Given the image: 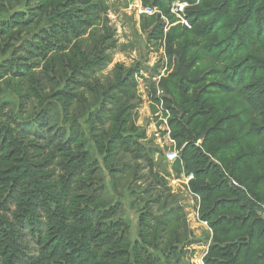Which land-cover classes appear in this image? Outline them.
I'll use <instances>...</instances> for the list:
<instances>
[{
	"label": "rangeland",
	"instance_id": "obj_1",
	"mask_svg": "<svg viewBox=\"0 0 264 264\" xmlns=\"http://www.w3.org/2000/svg\"><path fill=\"white\" fill-rule=\"evenodd\" d=\"M167 1L170 19L160 0H0V166L21 172L27 152L28 163L48 166L66 204L82 152L87 173L96 171L75 181L58 216L42 203L21 211L14 191L4 206L10 191L0 185V264H101L102 254H121L105 253L110 246L128 248L112 264H136L134 247L144 264H232L263 252L247 233L218 234L240 225L264 234V181L255 182L264 174V0L253 9L245 1L243 12L237 0ZM186 149L197 176L222 174L233 189H218L220 176L200 181L202 200L212 196L201 205ZM223 159L241 169L236 179ZM93 197L87 239L77 224L69 241L60 218L79 222Z\"/></svg>",
	"mask_w": 264,
	"mask_h": 264
},
{
	"label": "trees",
	"instance_id": "obj_2",
	"mask_svg": "<svg viewBox=\"0 0 264 264\" xmlns=\"http://www.w3.org/2000/svg\"><path fill=\"white\" fill-rule=\"evenodd\" d=\"M160 1L163 4V6L166 7V10L164 11L165 15H167L166 17H168V19L173 18V16L170 13V5H168V3H167L168 1L167 0H160ZM171 1H173V0H169V2H171ZM176 1H180V0H176ZM181 1H186L188 3L189 2L192 3L191 0H181ZM245 1H247V0H237L235 2L238 4L240 3L239 8L243 9L241 12H243L244 10L247 11L248 9L250 10V8L253 9V5L256 2V0H250L249 5H251V7L246 8L247 2H245ZM249 16L252 17L251 15H249ZM244 19H247V18H244ZM248 22H249V20H248ZM244 34L246 35V38H248V39H250V37H252V35H250L249 33L244 32ZM171 77L172 76H170L169 79H171ZM172 79H173V77H172ZM168 82H169V80H168ZM85 107H86V105H85ZM42 131L43 130L41 128H38L36 130V135H40L42 133ZM207 139H212V140L215 139L212 132L208 133ZM207 139H206V141H207ZM35 148L39 149V147H35ZM222 150H224V149H222ZM37 151H39V150H37ZM0 153H1V151H0ZM40 153H42V152H37L36 155L37 156L41 155ZM28 155L29 154L27 152H23V154H21L20 156L17 157L18 158L17 163H19V168L21 169V172L12 170L11 166H2V167L0 166V185H1V187L8 185L9 191H10L8 193V195L6 196V200L3 203L4 206L6 203L10 204L12 202V200L14 199L15 196L12 195V192L14 191L17 195L19 193L21 194L20 198L23 200V206L22 205L19 206V209L21 208V211L23 208L24 211H28L32 214L33 212H31V211L35 210L36 208L38 209L39 204L42 203V204H47V206L52 207V209L54 208V214L56 216H58L59 211H61V209H63V212H66L65 210L69 209L67 204L69 205L68 200H70V201L72 200L73 196H72L71 190L73 189V185L75 184V181L78 180L82 176L87 175V176L91 177V176L95 175V173H96V171H94L92 173H90V172L87 173V169L85 167L88 163L87 162V152L86 153L82 152V154L77 157V160H79V163L77 164L76 167H78V168L72 169V171H70V173L68 174V179L66 181V186H67L68 190L64 187L65 201L67 202V204H66L65 202L62 201V200H64V198L59 197V196L55 197L52 194V191L55 188V181L49 182V179L52 178L53 174H51L50 172L45 173V170H47L48 166H45V163H43V162L36 164V166L33 163H28L27 158H30V156L28 157ZM199 156H197L196 154H193L192 158H194L195 161H197V163H200L201 158ZM181 157H182L181 162L183 161V163H184L183 169H184L185 173H187V174L189 173L193 176V179L190 182V187H191L192 192L201 198V205H203V201H205L209 197L211 198L212 196L210 194L204 200H202V191L203 190L200 188V181H203V180L208 181L209 179L216 181L217 179H219V176H220L222 179L219 182V185H221V186L218 189L226 190V188H228V187H229V189H233V186L228 185V181L223 177L222 174H217L214 172V173L210 174L208 177L204 176L202 178V177L197 176V172L193 171L191 168V166H192V163L190 161L191 158H189V152L187 149L182 151ZM1 162L2 163L6 162L4 157L0 159V163ZM238 162H240V161H238ZM49 163H50V161L47 162L48 165H49ZM225 163H226V160L225 161H224V159L221 160V165H222L221 168H222L223 173L228 172V174L231 178H235V175L238 177L239 173L241 172V169L240 168L236 169L234 167V165L226 166ZM14 164H12V165H14ZM34 167H36V168L34 169ZM15 169H17V168H15ZM68 169L71 170L70 165H69ZM262 181H264V174H262L261 176H259V178H257L255 180V182H261V183H262ZM84 186H85V184H80L78 186V188L81 189ZM214 190H215V188H211V190L207 189V191H209L211 193H214ZM83 197L84 196H78L77 200H79V201L84 200ZM241 198L243 200L244 195H241ZM87 200H88V198H87ZM95 201H97V198H94V197L91 198L89 201H85V206H83L82 210L75 212V213H77V215H79V218H76V219H78L79 222H75V223L70 224V221L71 222L74 221L76 216L73 218L68 217V219H63L62 217L60 218V220L58 222V227H59L60 231H62V233H65V231H67L66 233L68 234V237H65V238H68L69 241H71V239L69 237V232L71 233L69 226L72 228H75L77 226V224L83 226V229L78 231L79 233L81 231H84V235L80 238H82L83 241H84V239L85 240L87 239V232L90 229V224H91V220L89 219L91 208L89 205H91V203H93ZM246 202L248 203V206L253 207L252 204H249L250 200H248V201L246 200ZM54 204H56V206H54ZM73 206H77V205H73ZM244 209L246 210L247 208L244 207ZM217 211H218V208H214L213 213L216 214ZM207 213H209V212H207ZM207 215L208 214H204V215L202 214L200 217V220L203 222H206L207 224H210V222H209L210 220L208 219ZM33 216L34 215H32V216L30 215V220L33 219ZM35 217H37V216H35ZM83 220H84L85 226H84ZM28 226H30V225H28ZM211 227L214 228L215 225L211 224ZM233 233H247V237L250 240V242H252L254 240L253 243H256L255 245H258V246H261L264 243V234H262L263 232H260L258 236H254L255 232L253 231V229L251 228L249 231H246L244 225H240L235 230L234 229L228 230L227 232L220 231V233L218 235H219V237L223 238V237H228ZM12 241L13 240L11 239L9 241V245L7 246L8 250L12 249V252L9 251V253H10L9 255L11 257H15V258L19 259V257L15 253L20 254V253H23V251L20 247L17 246L18 244H13ZM19 246H20V243H19ZM103 248H105V247H100L99 251L104 252V251H102ZM110 249L111 250H109L105 253H110V254L121 253V254H119L118 256H111V257H107L105 254H102V256H100V260H99V258L97 259L98 263L103 264L102 263L104 261L103 259H105L104 264H112L113 261L116 259V257L118 260H120V262L125 261V258L127 257V254H126L127 249H128L127 247H123V248H120L118 250L117 248H115V246H110ZM133 249H134L133 250L134 254L131 256L133 258V260L136 262V264H144L145 262H141V260L137 257V255H138L137 253H140L141 248L134 247ZM259 249L262 251V249L260 247H259ZM228 257L235 259L230 255ZM238 257H239V255H238ZM239 260H240L239 258L237 259V261L233 260L232 264H264V250L261 253V255L258 256V258L250 259L249 257H244L241 262ZM237 262H239V263H237ZM146 263L148 264V262H146Z\"/></svg>",
	"mask_w": 264,
	"mask_h": 264
},
{
	"label": "built area",
	"instance_id": "obj_3",
	"mask_svg": "<svg viewBox=\"0 0 264 264\" xmlns=\"http://www.w3.org/2000/svg\"><path fill=\"white\" fill-rule=\"evenodd\" d=\"M184 5H186V4H184ZM141 13L147 14V15L151 14V9H149V8L143 9V10H141ZM165 158L167 161L172 163V162L177 160V154L173 151H170V152L166 153ZM187 179L191 180V179H193V176L190 174Z\"/></svg>",
	"mask_w": 264,
	"mask_h": 264
}]
</instances>
